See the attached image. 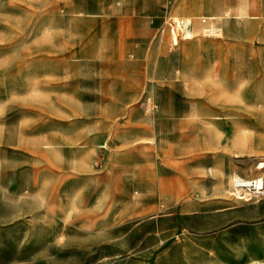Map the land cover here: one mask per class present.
Masks as SVG:
<instances>
[{
    "label": "rangeland",
    "instance_id": "374dc122",
    "mask_svg": "<svg viewBox=\"0 0 264 264\" xmlns=\"http://www.w3.org/2000/svg\"><path fill=\"white\" fill-rule=\"evenodd\" d=\"M103 1L0 0V264L264 259V48Z\"/></svg>",
    "mask_w": 264,
    "mask_h": 264
},
{
    "label": "crops",
    "instance_id": "0c3cea01",
    "mask_svg": "<svg viewBox=\"0 0 264 264\" xmlns=\"http://www.w3.org/2000/svg\"><path fill=\"white\" fill-rule=\"evenodd\" d=\"M103 2L102 0V7ZM146 2L144 14L150 18L157 19L172 15L194 18L201 16L204 18L202 22L205 27L214 28L218 32L217 36L225 35V38L219 41L220 43L225 42L231 47L243 50L250 47L264 48V0H146ZM263 82L264 79L261 78L254 81L258 86H261ZM171 193L173 192H166L163 196L166 201L176 203L180 200V193V195ZM86 252L83 249L64 252L69 257L65 264H86L84 260L88 257ZM19 253L18 256L29 255L24 252ZM33 255L50 258L46 260V264H60L55 250L36 248ZM26 262V260L20 261L25 264ZM42 262L43 260H40L39 264Z\"/></svg>",
    "mask_w": 264,
    "mask_h": 264
},
{
    "label": "bare ground",
    "instance_id": "6f19581e",
    "mask_svg": "<svg viewBox=\"0 0 264 264\" xmlns=\"http://www.w3.org/2000/svg\"><path fill=\"white\" fill-rule=\"evenodd\" d=\"M172 21H173V23H171V24L173 25V30L171 31V35H169V36H171L170 41H171L172 45L178 44V42H179L178 34L182 35L183 38H192L193 37L194 29L193 28L185 29L182 25L183 23H181V21H184V23H186V21L191 23V20L189 18L183 19V18H176L175 17ZM203 30L205 31V29H203ZM213 31H215V29L210 28V32H213ZM163 32H164V29H163ZM262 161H260L258 166H257V169H259V170L264 169V164ZM262 181H264V175L255 176L253 179H245V178L239 177L238 175L234 174L233 179H232V185L238 186L236 189L239 190L242 188L246 189V188H248V186L250 187L252 185L254 187L255 186L260 187V186H262ZM236 197L242 198L243 196L240 194H237ZM244 264H264V259H252V260L245 262Z\"/></svg>",
    "mask_w": 264,
    "mask_h": 264
},
{
    "label": "built area",
    "instance_id": "2783aa9c",
    "mask_svg": "<svg viewBox=\"0 0 264 264\" xmlns=\"http://www.w3.org/2000/svg\"><path fill=\"white\" fill-rule=\"evenodd\" d=\"M181 23H184V21H181ZM187 24H189V22L188 21H186V23H184V25H187ZM210 28L211 27H209V26H207V27H204V29H205V32L206 33H210ZM213 32H217L216 30L215 31H213ZM232 187L234 188V191L235 192H240V191H244V192H246L247 194H255V195H257V194H260V193H264V181H262V186H260V187H254L253 185L252 186H248V188H246V189H239V190H237L236 188L238 187V186H233L232 185ZM240 195H242V194H240Z\"/></svg>",
    "mask_w": 264,
    "mask_h": 264
}]
</instances>
